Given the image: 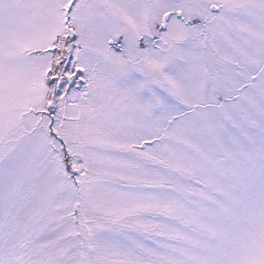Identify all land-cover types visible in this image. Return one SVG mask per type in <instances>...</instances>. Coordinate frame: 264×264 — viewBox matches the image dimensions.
I'll list each match as a JSON object with an SVG mask.
<instances>
[{"label": "snow or ice", "instance_id": "snow-or-ice-1", "mask_svg": "<svg viewBox=\"0 0 264 264\" xmlns=\"http://www.w3.org/2000/svg\"><path fill=\"white\" fill-rule=\"evenodd\" d=\"M0 264H264V0H0Z\"/></svg>", "mask_w": 264, "mask_h": 264}]
</instances>
